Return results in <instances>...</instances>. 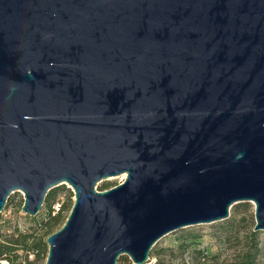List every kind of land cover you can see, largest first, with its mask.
Wrapping results in <instances>:
<instances>
[{"label": "water", "instance_id": "95a60500", "mask_svg": "<svg viewBox=\"0 0 264 264\" xmlns=\"http://www.w3.org/2000/svg\"><path fill=\"white\" fill-rule=\"evenodd\" d=\"M60 184L44 264H146L238 202L264 230V0H0V212Z\"/></svg>", "mask_w": 264, "mask_h": 264}, {"label": "trees", "instance_id": "16d2710c", "mask_svg": "<svg viewBox=\"0 0 264 264\" xmlns=\"http://www.w3.org/2000/svg\"><path fill=\"white\" fill-rule=\"evenodd\" d=\"M108 186H104V189ZM64 196L60 201L59 196ZM72 193L64 186L54 187L48 191L41 206L44 217L37 221L36 230L25 233L0 234V259L6 260L9 264H44L48 246L45 238L58 230L64 223L73 204ZM9 200V199H8ZM59 203L57 209L54 204ZM22 204V201L19 203ZM247 205L248 202H242ZM7 206V204H6ZM7 207H4L6 209ZM39 212V211H38ZM0 221H4L0 212ZM236 220L234 216L218 222L217 228L211 234L213 238L222 241H229L234 237ZM177 233L170 245L153 246L149 252V257L154 258L146 264H202L209 261V247H201L204 235L200 230L182 228L175 231ZM260 231L250 230L244 235L245 245L238 254L234 264H257L259 256L262 254V247L258 241ZM15 234V235H14ZM23 252V260L17 261L18 252ZM32 254L33 259H28ZM126 257L119 256L118 263L124 264Z\"/></svg>", "mask_w": 264, "mask_h": 264}, {"label": "rangeland", "instance_id": "374dc122", "mask_svg": "<svg viewBox=\"0 0 264 264\" xmlns=\"http://www.w3.org/2000/svg\"><path fill=\"white\" fill-rule=\"evenodd\" d=\"M124 178H125V173L116 176H110L106 179L99 180L96 183V188L99 190H103L100 188H103L104 186H108L107 188H110L122 182ZM61 186L68 188L73 193L72 189L69 187L68 184H60L56 187H61ZM59 198L60 201H62L64 198L63 194L60 195ZM72 199L74 200V195L72 196ZM20 201L23 202V196L20 191H15L11 193L7 198L6 201L7 206L6 204L4 206L7 208L1 211L2 218L4 221H0V234L8 235L12 232L16 234L19 232L25 233V232L35 231L36 221L33 220V217H36L37 221L41 220L44 217V214L41 212V209L34 216L25 214L24 212L21 211L22 204L21 205L19 204ZM58 205L59 203L56 202L53 206L54 209H57ZM229 213H230L229 216H234L236 220L235 222L236 226L233 231L234 237L231 238V240L229 241L227 240L222 241L217 238H213L211 236V234L217 228L219 221L208 224H197V225L185 227L186 229L190 228V229L200 230L204 235L203 241L200 246L209 247L211 252L209 254V261L202 264H234V262H236L237 260L238 254L243 250V247L245 245L244 235L253 229L255 223L254 205L251 202H248L247 205L242 204V202L234 203L231 206ZM176 235L177 233L175 231L166 234L155 243V246L170 245L173 242ZM258 241L263 251L258 258L257 264H264V230H261L259 232ZM18 255L19 257L17 261H21L24 259L22 251H19ZM124 256L126 257L124 264H133L127 255ZM28 259H33V255L29 254ZM153 260L154 258H150V261Z\"/></svg>", "mask_w": 264, "mask_h": 264}]
</instances>
